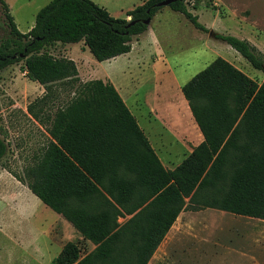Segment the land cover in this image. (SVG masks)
<instances>
[{"label":"trees","instance_id":"trees-1","mask_svg":"<svg viewBox=\"0 0 264 264\" xmlns=\"http://www.w3.org/2000/svg\"><path fill=\"white\" fill-rule=\"evenodd\" d=\"M162 1L146 0L125 13L127 20L89 0H51L23 34L0 0L9 35L0 39V70L22 62L25 77L42 87L26 113L47 135L22 175L12 177L94 245L80 258L76 244L67 242L50 264H147L183 210L264 220V77L257 84L216 57L185 82L180 93L203 140L166 170L110 83L79 82L72 60L46 51L81 42L96 62L124 55ZM186 2L174 0L166 8L208 32ZM213 38L264 76V57L247 41ZM54 86L72 95L51 108ZM6 150L0 139V159ZM124 215L131 217L118 224Z\"/></svg>","mask_w":264,"mask_h":264},{"label":"rangeland","instance_id":"rangeland-1","mask_svg":"<svg viewBox=\"0 0 264 264\" xmlns=\"http://www.w3.org/2000/svg\"><path fill=\"white\" fill-rule=\"evenodd\" d=\"M3 1L8 7L16 29L24 33L33 26L36 12L51 0ZM89 1L104 9L109 16L124 19L127 11L144 0ZM192 5L196 9H192ZM186 9L196 16L197 22L208 32L211 31L212 33L225 34L236 38L237 31L246 36L251 33L249 29H252L254 36L262 42L261 45L263 46H261V50L264 51V0H187ZM0 21L3 25V28L0 29V39H3L9 35L8 29L3 22L1 11ZM150 25V33L155 34L158 41H160V49L156 53L152 48L151 50L155 52L154 57L156 60L151 61L147 59L146 63H168L177 82L188 81V79L201 71L216 57L225 61H232L237 69L241 70L243 74L257 84L264 77L228 45L214 39L208 32L195 30L179 13L171 12L166 7L161 8L159 12L153 15ZM46 51L54 57H70L72 61L75 60L81 75H84V69L83 66H79V60L87 63L88 69L92 67L90 74L93 76H100L99 74H102V71L103 73L107 71L111 75L114 74L117 78H119L120 70L124 68V63H127L122 57L109 63L96 62L81 42L65 45L57 43L47 47ZM258 52L260 53V51ZM260 54L263 55L262 53ZM129 58L128 63H134L132 57L129 56ZM109 65L114 70H108ZM157 73L155 75L158 76L160 82V86L158 87H160L162 93H166L162 97L164 100L169 98L175 101L177 94L174 90V82L165 77L170 74H166L165 70ZM81 75L77 77L79 82L91 80L90 78L85 80ZM121 77L122 80L120 81H123V76ZM139 78L136 81L133 80V84H129L132 92L134 88L135 90L139 89L138 92L136 91L137 97L141 93L146 92V88L154 87L151 82L145 85L139 84ZM128 80L126 77V83H129ZM42 95V87L25 77L22 62L14 63L0 70V139L7 145V150L0 159V257H3L6 253L18 250L26 251L27 245L25 243H27L28 238L30 241L36 238L42 247L44 237L40 232L45 230L46 226L50 224L53 215H55L45 208L34 196L29 194V192L25 194L24 185L12 177V174L21 176L23 168L28 166L31 157L46 143L47 135L44 129L26 113V106ZM71 95L68 88L62 89L54 86L53 99L50 103L51 108L60 106ZM130 101H134V97ZM160 101L155 102V104H159L160 106ZM154 142L158 143L159 140L155 139ZM184 143L186 147L189 146L188 143ZM190 153L181 152L183 157L174 166L179 165ZM22 207H26L27 211L32 215L28 231L25 229L24 233H21L20 226H16L17 222L22 223L24 220V226H27L29 220L27 217L26 219L21 217L17 221L16 215H26L24 212H21ZM263 237L264 234H261L256 240L261 242L263 241ZM73 243L76 244L79 250L80 258L88 253L83 244L77 241ZM169 246L170 244L167 247L165 245L161 246L147 264L202 263L198 259H201L202 253L170 251L167 250ZM195 246L196 251L200 245L197 244ZM186 256H192L193 258L188 260Z\"/></svg>","mask_w":264,"mask_h":264},{"label":"crops","instance_id":"crops-1","mask_svg":"<svg viewBox=\"0 0 264 264\" xmlns=\"http://www.w3.org/2000/svg\"><path fill=\"white\" fill-rule=\"evenodd\" d=\"M145 1H141L139 5ZM125 18L128 19L129 17ZM150 23L151 20L143 33L131 38L130 51L128 53L103 61L108 63L114 62L119 57L127 61V63H124V68L120 70L119 78L115 77L114 74H109L107 71L104 73L102 71V74H99L100 76H93L90 74L92 67L88 69L87 63L79 60V66H83L84 69V75H81L79 67L76 64L77 62L75 60L73 62L77 70V77L81 75L85 80L90 78L91 80L108 82L112 85L124 106L133 117L137 127L147 140L161 166L166 170H172L175 168L174 164L181 161L183 157L181 152L190 153L203 139L180 93V87L187 80L182 83L177 82L171 66L168 63H146L147 59L151 61L156 60L154 57L155 52H152L153 50L151 49L153 48L156 53L160 49V41H158L155 34L150 33ZM249 32L251 33L245 36L237 31L236 38L247 41L264 56V51L261 50V46H263L261 45L262 42L254 36L252 29H249ZM129 56L132 57L134 63H128ZM67 59L71 60L70 57ZM227 62L237 69L232 61L228 60ZM107 69L114 70L110 65ZM163 70H165L166 74H170L165 77L174 82V90L177 94L175 101L169 98L164 100L162 96L166 93H162L160 87H158L160 86V82L158 76L155 74L157 72L161 73ZM121 76H123V81H120L122 80ZM126 77L129 79V83H126ZM138 78L139 84L145 85L151 82L154 85L152 88H146V92L141 93L139 97H137L139 89L135 90L134 88L132 92L129 86V84H133V80L136 81ZM133 97L134 101H130ZM157 100H161L160 106L159 104H155V102H158ZM155 139H158L159 142L155 143ZM184 142L188 143L189 146L186 147ZM24 190L26 191L25 194H28L29 191L25 186ZM29 194L31 193L29 192ZM184 201L186 203L187 199H184ZM44 207L47 208L46 206ZM47 209L51 211L49 208ZM21 212H24L26 215H16L17 221L21 217L25 219L27 217L29 219L27 226H24L25 220L22 223L17 222L16 224V226H20L21 233H24L25 229L28 231L27 229L31 223L32 215L27 211L26 207H22ZM130 217V215H124L117 219V223L123 224ZM40 233L44 237L42 247L36 238H33L32 241L28 238L27 243H25L27 245L26 251L18 250L6 253L3 257H0V264H50L52 259L59 254L63 245L67 242L73 243L77 241L83 244L88 250V253L94 249L92 243L82 239L71 225L58 214L53 215L50 224ZM261 234H264V220L237 216L209 208L198 211L183 210L176 216L150 259L161 246L165 245L167 247L170 244L167 248L170 251L202 253L200 256L201 259H198L204 264H264V237L261 242L256 240ZM197 244L200 247L195 251V245ZM186 258L191 260L193 257L186 256Z\"/></svg>","mask_w":264,"mask_h":264},{"label":"water","instance_id":"water-1","mask_svg":"<svg viewBox=\"0 0 264 264\" xmlns=\"http://www.w3.org/2000/svg\"><path fill=\"white\" fill-rule=\"evenodd\" d=\"M172 1H174V0H164V1L160 2V3H158L157 7H166ZM127 20H129V18ZM143 24L148 25L149 24V19L144 20ZM208 33H209V35L213 36V33L211 31H209Z\"/></svg>","mask_w":264,"mask_h":264}]
</instances>
